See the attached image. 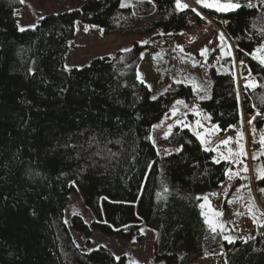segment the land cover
I'll list each match as a JSON object with an SVG mask.
<instances>
[{
	"label": "trees",
	"instance_id": "1",
	"mask_svg": "<svg viewBox=\"0 0 264 264\" xmlns=\"http://www.w3.org/2000/svg\"><path fill=\"white\" fill-rule=\"evenodd\" d=\"M220 1L242 7L219 12L198 6L234 43L237 62H244L257 84L246 87L245 80L240 90L234 68L213 71L211 99L200 107L224 134L243 114H264V66L255 58L264 44V5ZM58 2L79 7L49 14L34 30L20 32V0H0V264H128L106 248L85 253L75 244L65 210L77 188L95 216L90 225L80 216L72 219L73 228L87 238L100 231L129 239L143 224L156 233L158 263L194 264L224 254L226 264H264V229L248 243H229L211 231L197 199L222 186L229 162L215 163V152L205 151L183 124L159 141L183 146L181 152L156 155L157 144L154 148L145 138L178 99L193 98L190 86L175 84L156 101L150 99L152 90L137 79L148 45L136 43L114 59L99 57L65 70L77 22L100 27L104 34H138L136 21L152 13L156 19L145 34L161 30L174 36L201 26L202 16L192 7L176 11L174 0H133L124 8L121 0ZM152 160L157 163L146 168ZM259 161L264 168V154ZM30 170L41 175L32 172L30 179ZM255 184L264 186V179Z\"/></svg>",
	"mask_w": 264,
	"mask_h": 264
},
{
	"label": "rangeland",
	"instance_id": "2",
	"mask_svg": "<svg viewBox=\"0 0 264 264\" xmlns=\"http://www.w3.org/2000/svg\"><path fill=\"white\" fill-rule=\"evenodd\" d=\"M132 1L126 0V3L130 4ZM215 2L216 0H209V3ZM182 3L196 8L205 22L201 26L174 36L161 35V30L156 31L154 35L145 34V29L148 28L147 24L156 19L152 13L138 18L136 21L138 34H104L100 27L77 22L76 35L70 42L66 65L70 69L83 68L95 58L110 57L114 59L119 53H124L122 49H132L136 43L142 44V41H149L148 44H143L149 47L143 53L138 73L143 76L145 84L151 86L152 96L159 97L167 92L165 89L169 90L175 84L190 86L193 91L191 100L178 99L183 100L189 105V108L176 105L179 109L177 114L172 115L169 111V114L162 119L163 124L159 122L156 125L161 126L152 130V137L156 140L160 155H164L165 149L171 153H177L175 149L180 148L167 147L159 143L164 133L168 131L169 125L173 130V127L178 124L177 120L189 125L195 134L199 132L205 139L210 140L211 143L203 144L204 147L215 149L216 158L229 162V169L233 173L240 172V176L230 179L231 173L227 172L226 181L219 189L201 196V198L208 197L207 204L202 199L201 205L204 204V207H201V210L204 216L207 214V219L214 224L224 226L223 232L219 227L215 231L220 233L223 238L225 235L233 237L235 241L243 240L241 238H255L261 229L258 223L253 222L252 216L248 212V206L252 205L259 221L264 222V215H261L264 213V193L260 191V189H264V186L255 184L257 176L260 174L257 170L262 168L259 158L264 153V144L261 143V139L264 137V114H243L240 123L222 134L218 125L214 124L211 119H205L206 116H209L200 107L203 100H200L199 97L205 93L194 88V85H202L210 96L213 86V71L223 74L234 68L240 90L245 80L248 82L253 78L249 76L248 68L237 62L234 43L227 38L224 31L211 18L205 16L195 0H182ZM219 3L225 4L220 0ZM77 7L79 6L72 4L63 8L58 0H23L17 10L18 24L20 26L34 24L36 27L42 17ZM86 27L87 31H85ZM220 33L224 34L227 45L231 46L232 56H225L221 52L218 38ZM181 48L183 51L180 50ZM204 48L215 49V51H209L206 57L201 56L200 51ZM227 50L225 48V51ZM230 57L232 60L233 57L235 58V64L230 62ZM249 120H252L251 124H249ZM197 122L203 124L204 127H199ZM260 122L262 123L260 124ZM213 125L218 128L209 133L207 129H211ZM225 139H229L227 145L221 143ZM241 145H243V152L246 153V156L240 157L243 163H232L230 159H221V155L229 156V149H232L233 153L240 152ZM254 156L256 159L253 158ZM244 165L248 168L247 172L241 171ZM245 176L248 179L242 178ZM215 212H220L222 215L216 216ZM74 216L82 217L89 225L95 220L92 211L86 208L78 188L69 196L65 210V223L70 229L75 244L82 252L89 253L90 249L106 248L115 257L125 256L128 264H132L133 261L138 264H162L155 260L156 233L143 224H141L138 235L133 238H118L100 231H93L92 236L87 238L83 233L73 228L72 219ZM194 264H226V262L224 254H219L203 256Z\"/></svg>",
	"mask_w": 264,
	"mask_h": 264
},
{
	"label": "snow or ice",
	"instance_id": "3",
	"mask_svg": "<svg viewBox=\"0 0 264 264\" xmlns=\"http://www.w3.org/2000/svg\"><path fill=\"white\" fill-rule=\"evenodd\" d=\"M21 2H23V0H21ZM195 2L198 5H202L203 8H215V10L219 11V12L234 11V10L239 9V8L242 7V5L240 3H231V2H229V3L221 4V3H219V0H216L215 3H209V0H195ZM174 3H175V10L178 11V12H183L185 9L189 8V5L186 4V3H182V0H174ZM261 5H264V0H261ZM120 7H122V8L128 7V4L126 3V0H121ZM247 7L248 8H253L254 5L252 3H248ZM191 11L196 13L197 16L201 15V13L198 12L197 9L194 8V7L191 8ZM201 18H203V17H201ZM224 22L227 23V21H224ZM189 23H191V21H189ZM17 28H18V31L25 32V31H28L30 29L34 30L35 29V25L31 24V25H27V26H20L19 24H17ZM87 30L88 29L86 27L85 31H87ZM101 32H103V29H101ZM261 34L264 35V29L261 30ZM161 35H163V33H161ZM168 35H172V34L168 33ZM218 38L220 40L219 47H220L221 52L225 56H232L231 46L227 45L226 37L224 36V34L220 33ZM141 43L142 44H148L149 41H142ZM225 48H227L228 50L225 51ZM180 50L183 51L182 48ZM122 51L131 52L132 49L131 48H125V49H122ZM209 51H215V49L209 50L207 48H204V49H202L200 51V55L206 57ZM240 51H243V50L241 49ZM141 58H143V53H141ZM255 58L259 61V63L262 66H264V44H261L260 47L256 48V50H255ZM233 63L235 64V58L234 57H233ZM240 64L243 65L244 62L241 60ZM65 70L66 71H70L71 69L69 68V66L65 65ZM29 72H32L31 68L29 69ZM249 76H251V71L250 70H249ZM137 79L140 81L141 84L145 83V80L143 79V76L140 73H137ZM245 86L246 87H250V88H255V87H257V84L254 82V78H253L252 80H249L246 83ZM148 87L151 90V86L149 85ZM194 88H197L198 91H203L205 93L204 95H201L199 97L200 100L211 99V97L207 94V89L204 88V86H202V85L201 86H195L194 85ZM61 91H64V90L62 89ZM165 91H168V89H165ZM150 99L153 100V101H156L158 99V97L156 95H153V96L150 97ZM176 105H183L186 109L189 108V105H187L183 100H177L175 102V104L173 105L172 109L170 110L172 115H176L177 112L179 111V109L176 107ZM197 114H199V113H197ZM257 115H259V113H257ZM166 116H167V114H166ZM137 118H139V117H137ZM205 119H210V117L206 116ZM253 119H254V117H253ZM117 120H119V117H117ZM248 122H249V124H251L252 120H249ZM177 123L178 124H183V122L180 121V120H177ZM197 123H198L199 127H201V128L204 127L203 124H200L199 122H197ZM161 124H163V121H161ZM160 126L161 125H153V129L158 128ZM183 127H189V125L183 124ZM217 128H218V126L213 125L212 128L211 129H207V131L209 133H211L212 131L216 130ZM171 135H172V126L169 125L168 131H166L164 133L163 139L167 140ZM196 135L200 139L201 144L209 145L211 143V141L208 140V139H205L204 136L201 135V133L197 132ZM145 138L151 142V144H152V146L154 148H156V140L151 135H148ZM229 139L222 140L221 143L224 144V145H227L229 143ZM92 142L98 143V141L95 140V137L92 138ZM116 143L120 144L121 141L118 140V141H116ZM261 143L264 144V137H262ZM182 150H183V146H181L180 148L175 149L176 152H181ZM214 150L215 149H213L211 147H206L205 148V151H214ZM108 151H109V153L111 155H113V156L116 155L115 153H111L110 149ZM228 151H229V156L228 157H224L223 155H221V159H230L232 163H243V161L240 159L241 156H246V153L243 152V145H241V151L240 152L233 153L232 149H229ZM94 154L98 155L99 152L94 153ZM160 154H161L160 153V149L157 148L156 149V155H160ZM171 154L172 153L170 151H168L167 149L164 150V155H171ZM262 154H264V153H262ZM253 158L256 159L255 156ZM16 159L19 160V157H16ZM135 159L136 158L133 157L134 161H135ZM214 162L215 163H219L220 161L217 160V159H214ZM20 163H23V161H20ZM156 163H157V161H155V160L147 162L146 163V168L151 169L153 167V165L156 164ZM241 171L247 172L248 171L247 166L244 165V167L241 169ZM257 171L260 173L257 176V179H264V168L258 169ZM32 172H34L36 177H39L41 175L40 172H38V171L30 170V173H29V178L30 179L32 178L31 177V173ZM228 173H231V176L229 177L230 179L232 177H239L240 176V172L233 173L231 169H228ZM61 175H64V173H61ZM242 178L243 179H248V177H246V176L242 177ZM72 183L75 184L74 181ZM165 191H167V189H165ZM260 191L262 193H264V189H260ZM5 199H7V197H5ZM197 199H203L205 204L208 203V197L207 196H204L202 198L201 197H197ZM201 207H204V204H202ZM248 212H249V214H251L253 222L258 223L259 227L261 229H264V222H260L259 221L256 213L253 211V206L252 205L248 206ZM32 214L36 215L35 212H33ZM214 214L216 216L222 215V213H220V212H215ZM261 215H264V213H261ZM205 216H206L205 222L209 224V226H210V228H211V230L213 232H215L217 230V227H219L222 232L224 231V226L222 224L221 225H216L211 220L207 219V214H205ZM261 235H264V231L261 232ZM224 239L227 240L229 243H235V239L233 237H231V236L225 235ZM241 239H243L244 243H248V239H254V237H249L248 239H244V238H241ZM89 251L91 252L93 250L90 249ZM115 259L117 261H119L120 257L116 256ZM132 264H138V262L133 261Z\"/></svg>",
	"mask_w": 264,
	"mask_h": 264
}]
</instances>
